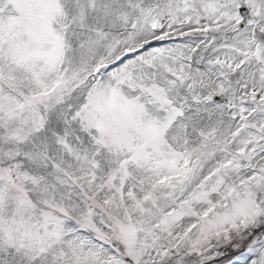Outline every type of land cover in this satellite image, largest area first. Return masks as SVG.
Wrapping results in <instances>:
<instances>
[{
	"label": "snow or ice",
	"instance_id": "obj_1",
	"mask_svg": "<svg viewBox=\"0 0 264 264\" xmlns=\"http://www.w3.org/2000/svg\"><path fill=\"white\" fill-rule=\"evenodd\" d=\"M0 264H264V0H0Z\"/></svg>",
	"mask_w": 264,
	"mask_h": 264
}]
</instances>
